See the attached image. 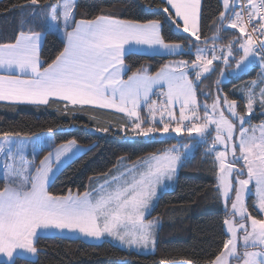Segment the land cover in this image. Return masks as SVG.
Masks as SVG:
<instances>
[{
	"label": "snow or ice",
	"instance_id": "snow-or-ice-1",
	"mask_svg": "<svg viewBox=\"0 0 264 264\" xmlns=\"http://www.w3.org/2000/svg\"><path fill=\"white\" fill-rule=\"evenodd\" d=\"M166 2L174 13L167 7L164 12L169 13L168 18L177 29L181 27L182 20L183 31L187 33L191 28V34L195 36V40L189 37L195 48L191 61H178L175 67L163 68L154 76L142 74L144 70L141 69L124 80L121 68L125 45L147 44L167 55H180L183 54L182 44L166 42L158 20L139 24L109 14L77 21L75 0H57L55 4L43 5L44 18L51 22L49 27L59 29L63 24L66 37L63 50L51 64L42 67L40 32L21 31L15 43L0 44V69L10 73L7 77L0 76V100L48 105L51 98H58L73 106L97 105L102 109H115L128 118H134L131 119V130L144 137L180 135L182 132L191 135L195 132L207 142L209 130L214 127L216 135L209 151L215 150L217 142L225 145L226 150L216 152L215 157L221 172L217 190L223 189L225 211L228 212L230 204L231 219L224 220L229 238L208 264H232L233 260L237 264H264V218L258 219L249 212L244 200L249 184L254 181L256 206L264 213V124L260 126V136L255 135V128L244 127L246 116L254 111V104L264 109V88L259 89L257 97L254 90L257 81L246 86V113L238 112L237 101L229 100L226 94H217L211 105L207 103L210 92L204 93L203 102L198 101L197 95L205 74L217 71L221 64L230 68L235 63L234 71H241L253 59H258L264 67V40L260 39L264 37V0H232L231 4L229 0H223L224 10L213 24L214 35L203 38V48L198 43L201 35H197L200 0ZM38 6L39 0H28V7ZM237 29L244 34V42L239 38L230 39L222 47H217V42L223 41L221 32ZM16 72L27 78L15 75ZM220 75L223 78L222 70ZM260 83L264 84V80ZM154 88L161 90L162 101L151 98ZM144 108H147V115L142 117ZM185 121L189 124L185 125ZM237 122L239 143H233V160L226 164L227 142L235 139ZM98 130L107 132L109 128ZM0 135L8 138L0 144V153L5 156L4 183L0 188V256L7 257L6 264H14L17 250L36 254L35 242L42 231L79 232L92 238L107 234L129 246H155V225L146 219L145 214L157 188L172 179L181 161V153L175 146L143 162L140 166L143 171H129L131 179L122 174L121 177L114 176L111 182L106 180L92 192L72 195L69 190L68 195L55 196L48 191L52 164L58 165L61 157L70 154L77 142L71 140L66 146L49 151L37 166L24 156L27 143L10 139L19 137V133L4 132ZM237 150L240 156L236 155ZM241 160L244 163L236 170L235 166ZM233 171H236L235 177L231 176ZM245 175L247 178H240ZM240 248L244 251L240 252ZM249 248L258 250L249 251ZM160 264L166 262L161 260ZM181 264L193 262L183 261Z\"/></svg>",
	"mask_w": 264,
	"mask_h": 264
},
{
	"label": "trees",
	"instance_id": "trees-1",
	"mask_svg": "<svg viewBox=\"0 0 264 264\" xmlns=\"http://www.w3.org/2000/svg\"><path fill=\"white\" fill-rule=\"evenodd\" d=\"M46 3L57 0H39L38 7H28V0H0V44L14 43L21 31L42 32L44 42L40 56L42 67L51 64L64 48L65 40L47 29L44 18ZM167 3L163 0H76L75 20H92L100 15H113L117 19L148 23L158 20L162 25V36L166 42L181 43L185 52L178 56H159L129 53L124 61L127 72L124 79L143 69V73L154 75L171 60L194 59L195 51L191 40L194 37L184 33L164 12ZM28 9L31 13H28ZM221 0H202L199 46H204L203 38L214 35V21L223 11ZM37 15H33V13ZM173 13V12H172ZM235 33V35L233 34ZM223 41L236 38V30L221 32ZM211 43V41H209ZM239 57V56H237ZM191 66V65H190ZM258 68L232 82L257 78ZM219 71L202 78L199 85L198 101L203 102L204 91L217 85ZM249 82V81H247ZM246 82V83H247ZM215 84V85H214ZM229 85H225L227 88ZM229 92V88H228ZM159 94L153 100L160 101ZM245 112L242 99L232 97ZM178 112V109H177ZM147 115V108L141 116ZM264 122V112L259 110L247 120L248 125ZM131 120L124 115L86 106H73L63 102H51L45 106L0 104V134L19 133L33 136L43 132L54 133L56 143L63 144L75 140L86 151L67 164L55 177L48 191L55 196L69 193H84L90 178L108 173L121 158L134 162L151 154H160L180 142L197 143L199 138L169 136L146 138L137 136L130 127ZM121 125L124 128L121 129ZM109 128L103 132L98 129ZM209 135H212L210 133ZM2 136V135H0ZM207 145L195 147L191 157L185 159L178 170L175 189L162 193L149 219L159 218L161 227L154 253L139 254L122 249L111 242L89 243L80 238L65 236H40L35 242L37 259L16 257L14 264H160L192 261L193 264H208L210 259L223 248L227 240L224 220L227 216L217 190V166L213 156L206 152ZM45 151L41 155H45ZM3 184L0 183V188ZM259 216V215H258ZM0 264H6L1 262Z\"/></svg>",
	"mask_w": 264,
	"mask_h": 264
},
{
	"label": "rangeland",
	"instance_id": "rangeland-1",
	"mask_svg": "<svg viewBox=\"0 0 264 264\" xmlns=\"http://www.w3.org/2000/svg\"><path fill=\"white\" fill-rule=\"evenodd\" d=\"M221 1H222V4H223V0H221ZM229 2L231 4L232 0H229ZM29 12L31 13L30 9H28V13ZM62 27H63V25H62ZM236 31L238 32V35L236 36V38H240L241 42H244V40H245L244 34L239 33L238 29ZM230 39H234V38H228V40H230ZM226 43L227 42H224V41H222V42L218 41L217 42V47L218 48L222 47L223 44H226ZM210 46H211V43H209V47ZM203 47H205V45L202 46L201 48H203ZM191 52H193V54H195L194 51H191ZM208 58H211V56L209 55ZM215 63L216 62L214 61V64ZM254 67L258 68V70H257V78L256 79H251V80H246V81H241V82H232L233 80L238 79L241 75L249 73L252 70V68H254ZM234 69H235V63H233L232 67H230V68H226L223 64L220 65V68L217 71H219V73H220L221 70H222L224 72V75H223V78H221V75L219 76V78H218V75H217L216 78H214L216 81H220V83L219 84L216 83L217 85L213 89V91H214L213 95L211 94V96L208 98L207 103L209 105H211V103L213 102V100H214V98L216 97L217 94H219L221 96L226 94L228 96L229 100H232V97H236V98L242 99L244 101V103H245V106H246L247 92H248V89L246 88V86H251V82L252 81H257V86H255L254 90L256 91L257 97H259V89L260 88H264V84L260 83L261 80H264V67H262L260 65L259 60L258 59H253L252 62L249 63L248 66L245 69L241 70V71H234ZM217 71H215V72H217ZM215 72H212L210 74H205V76L212 75ZM247 81H249V82H247ZM225 85H229V86L226 88ZM228 88H229V92H228ZM203 91H204V93H209L210 92L209 90H206L205 88L203 89ZM204 100H205V98L203 99V101ZM237 105H238V107H237V111L238 112L246 113V109H245V112L240 110L238 101H237ZM225 107H226V105H225ZM253 107H254V111H253L252 114L256 113L258 110L260 112H262V113L264 112V109H261L259 104H254ZM200 115L202 116L203 113L201 112ZM225 115L227 116L228 113L225 112ZM250 116H246V123H245L244 127L245 128H249V129L255 128L256 129L255 135L256 136H260V134H261L260 126L262 124H264V122L260 123V124L248 125L247 124V120L250 118ZM157 119H159V114L158 113H157ZM184 124L188 125L189 122L185 121ZM238 130H239V123L237 122L236 130H235V133H234L235 139L233 141H228L227 142V156L225 158V163L226 164L233 160L232 145H233V143H237V144L239 143V132H238ZM209 132L212 133V135H208L207 136V142H205V140H203L199 136V134H197L195 132H193L191 135H189L187 132H182L180 135H177L175 133L159 134V138H166V137H169V136H176V137L184 136V137H190V138H192V137L199 138V140L197 141L196 144L193 143V142L190 143V144L186 143V142H180L179 144L173 145L181 153V161H180V163H179V165L177 167V170L174 173L172 179L171 180H166L163 183V185H161V186H159L157 188L156 195L152 198V201H151V203L149 205V209L148 210H150V208L153 209L157 205L159 197H160V195L162 193H164L166 191H171V190L176 188L177 181H178L179 166L181 165V163L185 159H187V158H189V157H191L193 155L195 147L197 145L201 144V143H205L207 145L206 152L209 155L213 156L214 159H215V163H216L217 170H218V173H217V187H218V185L220 184L219 177L221 176V172H220V168H219V161H217L216 158H215L216 157V152L225 151L226 149H225V145L224 144H220L219 142H217V144L215 145V150L210 152L209 149H211L213 147L212 141H213V139H214V137L216 135L214 127L210 128ZM249 134H251V132ZM222 135H226V133H222ZM155 137L156 136L154 135V136L146 137V138H155ZM5 139H8V138L0 136V144H3ZM10 139H12L14 142L27 143L28 147L26 148V150L24 152V156H25L27 161H29L31 163H34L37 166H39V161L42 160L46 155H48L49 151H53L54 152L55 148H58V147H60L62 145L66 146L67 143H68V142H65L63 144H57L55 136H54V133L51 132V131L43 132V133L36 134V135H33V136H21V135H19V137L12 136V137H10ZM173 146H171L168 149H166L165 152L170 150ZM185 146H188V147L186 148ZM45 149L47 150L45 152V155L44 154L41 155L45 151ZM85 151H86V148L81 146V145H79L77 143L75 146H73L72 152L70 154H68L67 156H62L61 157V162L58 165L53 163L52 164L53 172L50 174V181H49L48 187L50 186L52 181L55 179L57 174L67 164H69L71 161H73L75 158H77L79 155H81ZM236 155L240 156V153H239L238 150H237ZM148 156L150 158L153 155L152 156L148 155ZM54 159H55V156H53V160ZM124 160H127V158H121L119 160V163L115 167H113L108 173H106L104 175H101V176H95V177L90 178L89 181H88V184H87L88 190H92L91 188H93L95 186L99 187L100 185L105 184L106 180L111 182L112 178L114 176L115 177H121V175L124 174L125 176H127L128 179H131L132 178L131 175H128L129 171H133L134 172L135 169H139L140 171L144 170L143 168L138 167V165H134V164L130 165ZM9 163H10V161H9ZM243 163H244L243 160H241L239 163H237L236 166H235L236 170H239L240 166ZM4 164H5V156H4L3 153H0V183H2V184L4 183V172H5ZM246 171H247V169L245 168V173H246ZM235 175H236V171H233L231 173V176L235 177ZM240 178L245 179V178H247V176L245 175V176H242ZM222 191H223V189L221 188L219 192H220V195H221L222 203H223V205L225 207V202H224V198H223V195H222ZM244 200H245V204H246L249 212H251L253 215H255L258 219L259 218H264V213L260 212L259 209H258V206H256L257 205V191H256V186H255V182L254 181L249 184L248 190L244 194ZM230 212H231V207H230V204H229L228 205L227 216L225 217V219L226 218H230L231 219ZM152 220H153V218H152ZM250 223L251 222L248 221L249 225H250ZM224 228H225V231H226V226L225 225H224ZM250 230L251 229L249 228V231ZM104 236H107V239H108V240H105V241L111 242L114 245H116V246H118V247H120L122 249H125L127 251H133V252H136V253H139V254L154 253L155 250H156V247H157V239H158V237H156V239H155V246L154 247L149 246L148 248H141V247H137V246H129V245H126V244H122L121 242H119L118 240L114 239L111 236H108L107 234H105ZM229 236H230V234H227V239L229 238ZM82 240H84L86 242H89V243H102V242H104L103 241V237L92 238V237L83 236ZM239 250H240V252L244 251L243 248H240ZM248 250L249 251H256L258 249L249 248ZM18 256L34 260V259L38 258V251H37L36 254H30V253H28L26 251L17 250V253L14 254V259L16 257H18ZM0 262H7V257L0 256ZM181 262H183V261L172 262V263H167L166 262V264H181ZM232 264H237V261L233 260Z\"/></svg>",
	"mask_w": 264,
	"mask_h": 264
},
{
	"label": "crops",
	"instance_id": "crops-1",
	"mask_svg": "<svg viewBox=\"0 0 264 264\" xmlns=\"http://www.w3.org/2000/svg\"><path fill=\"white\" fill-rule=\"evenodd\" d=\"M163 1H165L166 2V0H163ZM167 3V2H166ZM75 4H76V0H75ZM168 5V4H167ZM168 7L171 9V11L174 13V9H172L171 8V6L170 5H168ZM75 10V9H74ZM201 10H202V0H200V17H199V21H198V25H199V31L197 32V35H200V22H201ZM120 20H122V19H120ZM77 21H81V20H77ZM126 21V20H125ZM50 21L49 22H47V29L49 30V31H52V32H55V33H57L59 36H61L64 40H65V42H66V37H65V34H64V26L62 27V25L63 24H61L60 25V27H59V29H57V28H55V27H49V25H50ZM139 24H148V23H139ZM180 24H181V30L183 31V21L182 20H180ZM160 25H161V23H160ZM59 30V31H58ZM160 32H161V35H162V25H161V27H160ZM184 32V31H183ZM27 33H30V32H27ZM41 34H42V38H41V42H40V48H39V58H40V62H41V65L43 64V61H42V59H41V56H40V52H41V48H42V45H43V42H44V37H45V35H44V33H42V32H40ZM184 33H186V32H184ZM192 33V29L190 28L189 29V32H187L186 34L187 35H190V36H192L193 37V35L191 34ZM194 38H195V36H194ZM240 39V38H239ZM241 40V39H240ZM15 43V42H14ZM11 44V43H10ZM183 46V45H182ZM185 52V47L183 46V53ZM195 52V51H194ZM129 53H138V54H145V55H159V56H178V55H167V54H165V53H163L161 50H159L157 47H155V46H150V45H147V44H142V45H137V44H135V43H130V44H127V45H125V53H124V57H123V59L125 58V56L126 55H128ZM239 57H237V59H238ZM178 61H182V60H171L164 68H166V67H168V68H173V67H175V64H176V62H178ZM189 67H191L190 66V64H189ZM127 72V65H126V63H125V61H124V65L122 66V68H121V76H122V78L124 79V75H125V73ZM142 74H147V75H150V74H148V73H142ZM8 75H10V73L7 71V70H5V69H0V76H5V77H7ZM15 75H17V76H21V74L19 73V72H16L15 73ZM155 75V74H154ZM153 75V76H154ZM21 78H27L26 76H21ZM124 80H127V79H124ZM165 91H166V88H165ZM155 94H159V96L161 97L160 98V101H162L163 100V96L161 95V90L159 89V88H154L153 89V94H152V96H151V98H153V96L155 95ZM63 102V103H65V104H70V105H72L70 102H64V101H60L58 98H51L50 99V102H49V104L51 103V102ZM0 104H8V105H32V106H45V105H43V104H40V105H37V104H32V103H27V102H20V101H17V100H12V99H3V100H0ZM48 104V105H49ZM75 106H86V107H92V108H98V109H102V108H99L97 105H75ZM176 108L178 109V105L176 106ZM102 110H105V111H109V112H114V113H118V114H122V115H124L127 119H129V120H131V119H134V118H128L127 116H126V114H124V113H120V112H117L115 109H102ZM164 153V152H163ZM162 153H160V154H152V155H156V156H159V155H161ZM152 155H150V156H152ZM148 159H150L149 158V156H146V157H144V158H142V159H139V160H137V161H134V162H131V161H129L128 159L127 160H124V161H126L128 164H134V165H138V167H140L141 166V164L143 163V162H145V161H147ZM119 163V162H118ZM98 188V186H95V187H93V188H91L92 190H88V186H87V190L85 191V192H92L94 189H97ZM69 194V193H68ZM67 194V195H68ZM71 194L72 195H76L77 193L75 192V193H73V192H71ZM83 194V193H82ZM65 196V195H64ZM152 210L153 209H151L150 208V210H148L147 211V213H146V219L147 220H151V221H153V223H154V225H155V227H154V233H155V239H156V237H158V234H159V230H160V227H161V220L159 219V218H157V217H155V218H153V220H152V218L151 219H149V215L151 214V212H152ZM157 221H155V220ZM54 235H57V236H65V237H71V238H83V236L84 235H82V234H80L79 232H64V233H59V232H55V231H48V232H40L39 233V235H38V237H40V236H54ZM38 237H37V239H38ZM103 237V241H105V240H108L107 239V236H102ZM36 239V240H37ZM1 263V262H0ZM4 263H6V262H4Z\"/></svg>",
	"mask_w": 264,
	"mask_h": 264
},
{
	"label": "built area",
	"instance_id": "built-area-1",
	"mask_svg": "<svg viewBox=\"0 0 264 264\" xmlns=\"http://www.w3.org/2000/svg\"><path fill=\"white\" fill-rule=\"evenodd\" d=\"M260 39L264 40V37H260Z\"/></svg>",
	"mask_w": 264,
	"mask_h": 264
}]
</instances>
